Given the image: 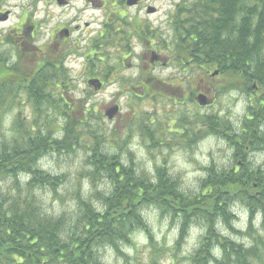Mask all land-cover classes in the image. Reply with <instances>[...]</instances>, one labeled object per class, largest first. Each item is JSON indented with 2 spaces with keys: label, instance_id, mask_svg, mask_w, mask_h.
I'll return each mask as SVG.
<instances>
[{
  "label": "trees",
  "instance_id": "trees-1",
  "mask_svg": "<svg viewBox=\"0 0 264 264\" xmlns=\"http://www.w3.org/2000/svg\"><path fill=\"white\" fill-rule=\"evenodd\" d=\"M184 11L189 31L183 33L184 56L195 48V43L199 44L200 58L208 59L211 49V62L191 65L204 67L205 72L217 70L223 76L224 82L214 86L213 92L235 90L248 98L250 106L240 129L242 134L225 132L232 128L223 130L216 118L211 117V124L205 117L200 121L211 134L220 135L234 146V157L238 159L233 167L226 170L212 165L200 181L199 193L188 195L160 167L151 181L125 165L119 157L123 145L116 141L115 131L111 136L113 150L102 148L96 143L98 135L88 132L95 142L88 146V176L103 177L110 190L94 195L100 208L77 192L78 211L69 222L63 214H44L32 192L35 187L48 188L55 195L66 183V175L47 173L37 162L49 151H73L81 139L79 127L85 121L64 113L65 124L58 129L61 137L54 138L49 129L52 121L47 129L35 122L24 125L18 112L14 122L18 136L10 145L0 142V264H104L99 248L109 247L119 256L121 246L131 245L132 233L137 231H143L152 246L150 229L141 214L142 208L150 206L178 220L175 247L184 243L192 224L202 227L198 246L188 258L190 264L264 262V241L252 232L258 215L260 227L264 228V173L259 168H249L244 159L246 149L264 147V134L258 130V122L264 119V0H195L184 6ZM17 53L20 59L28 54L24 48ZM7 63L0 56V125L19 101V93H24L38 114L43 104L51 102L59 86L66 83L63 62ZM128 130L123 128L125 137ZM157 133L151 135L157 138ZM22 176L27 177L26 187L21 183ZM235 201L248 213V247L217 228L220 223L231 229V204Z\"/></svg>",
  "mask_w": 264,
  "mask_h": 264
},
{
  "label": "rangeland",
  "instance_id": "rangeland-1",
  "mask_svg": "<svg viewBox=\"0 0 264 264\" xmlns=\"http://www.w3.org/2000/svg\"><path fill=\"white\" fill-rule=\"evenodd\" d=\"M114 1L104 0L103 13L113 10ZM194 1H186L184 4L187 6ZM153 2L162 13L172 10L171 1ZM7 5L11 10V16L7 22L0 23V53L5 52L1 57L6 58L9 65L18 62H15L16 51L5 41L7 39L10 43L15 40L14 35H7L6 29L16 24L23 13L29 21L38 23L39 36L35 37H39L36 44L40 45L48 39L55 22L66 20L60 15L64 9L51 5L49 0H7ZM29 46H32L31 42ZM44 47L49 51L52 49L49 46ZM23 48L28 54L22 62H32L35 59L31 54L32 50L26 47V43ZM182 63L155 64L151 69L145 62H133L130 68L119 65V62H87L86 76L104 78L103 87L95 91L88 83L86 84V77L78 79L83 71V62H63V67L66 68L65 86L52 94L51 102L43 104L38 114L33 111L32 103L26 101L24 93H19L20 97L16 101L20 102L14 103L13 109L5 115L0 125V142L7 145L12 144L14 137L18 136L14 123L18 112L21 113L24 125L35 122L42 129H47L49 121H52L53 124L50 123L53 128L49 129L53 130L54 138L61 137V131L58 129L65 124L64 113L76 116L79 121L82 119L85 121L83 127H79L81 139L73 151L63 153L49 151L37 162V166L47 173L66 175V183L55 195L48 188L33 189L36 205L44 214L49 216L63 214L71 222L78 211L75 199L77 192H80L85 200L90 199L98 208L101 203L94 195L109 192L110 185L103 177L91 179L88 176V171L91 170L86 159L89 154L88 146L90 147L91 142L95 143L93 138L88 136V132L98 135L96 143L102 148L113 150L110 147L114 145L111 136L115 131L118 134L116 141L123 145L119 150V157L125 165L131 166L136 173L143 174L151 181L155 179L156 168L160 167L168 176L173 177L179 188L188 195L199 193L200 181L212 165L226 170L233 167L238 159L234 157V146L220 135L211 134V130L208 131L200 121L205 117L209 119L210 124V118H216L223 130L225 127L232 128V131L225 132L242 134L240 129L250 106L248 98L235 90L215 93V100L210 107L199 106L193 99L194 94L208 85L213 89L214 86L223 83L224 78L218 74L208 76L211 68L207 74L204 67L181 65ZM115 67L117 69H114ZM150 76L153 80L152 84H149L150 88L148 86V90L141 97L136 96L131 87H138L141 80ZM212 95L213 91L211 97ZM65 97L69 100H65ZM112 105H118L119 114L113 119H108L103 111ZM258 126L259 132L264 134V119L258 122ZM124 127L129 128L128 137L123 133ZM155 131L159 135L157 138L155 134L151 135ZM244 159L249 168H259L264 173V147L246 149ZM25 177L22 176L21 179L23 187H26ZM231 212L234 219L231 229L220 223L217 224V228L225 236L248 247L251 239L246 235L248 231L246 208L235 201L231 204ZM141 214L150 229L152 246L148 244L145 233L137 231L132 233L131 245L121 246L119 256L109 247L99 248L102 262L190 264L188 258L198 246L203 233L202 227L197 223L192 224L184 243L175 247L178 220L161 215L151 206L142 208ZM252 230L254 235L261 236L264 241V228L260 227L259 215L253 221Z\"/></svg>",
  "mask_w": 264,
  "mask_h": 264
},
{
  "label": "flooded vegetation",
  "instance_id": "flooded-vegetation-1",
  "mask_svg": "<svg viewBox=\"0 0 264 264\" xmlns=\"http://www.w3.org/2000/svg\"><path fill=\"white\" fill-rule=\"evenodd\" d=\"M49 1L51 5L64 9L60 15L66 20L55 22L44 44H36L39 38L35 37L39 36L38 23L29 21L25 13L16 24L6 29V34L14 35L15 40L10 43L7 39L5 41L16 53L26 43V47H30L35 56L34 62H83V71L78 79L86 77V84L90 79H98L101 87L104 85V78L86 76L87 62H119V65L127 68L133 62H145L151 69L155 64L169 65L170 62H183L187 65H191V62H211V49L208 59L200 58L198 43H195V48L188 54H183V33L189 32L185 25L188 17L184 11V3L194 0H168L171 1L172 10L163 13L153 0H138L133 5H128L126 0H115L113 10L105 11L106 13H103L104 0ZM10 16L7 0H0V23L7 22ZM194 40L196 41L195 38ZM30 42L32 46H29ZM44 45L52 49L49 51ZM3 54L0 53V56ZM22 60L23 57L20 59L17 53L15 62ZM4 61L6 62V58ZM62 68L65 72L66 68ZM208 72L207 70V74ZM208 76L211 77V72ZM152 81L150 76L141 80L138 87L132 86L134 94L139 97L144 95ZM61 88L63 87L59 86ZM211 91V85L197 91L193 96L194 101L201 93L210 96L211 100ZM212 96L215 97V94ZM64 99L69 100L67 97Z\"/></svg>",
  "mask_w": 264,
  "mask_h": 264
},
{
  "label": "water",
  "instance_id": "water-1",
  "mask_svg": "<svg viewBox=\"0 0 264 264\" xmlns=\"http://www.w3.org/2000/svg\"><path fill=\"white\" fill-rule=\"evenodd\" d=\"M137 1L138 0H126L128 5H133ZM217 74H218V71L214 70L211 72V77L216 76ZM87 83H88V85L92 86L95 90H97L101 87V82L98 79H90V80H88ZM253 87H255V86L253 85ZM196 101H197L199 106H208L210 103L213 102V98H211V100H210V99H208V97L205 94L201 93V94L197 95ZM117 114H119L118 105H112V106H110L104 110V115L108 119H113L115 116H117Z\"/></svg>",
  "mask_w": 264,
  "mask_h": 264
}]
</instances>
